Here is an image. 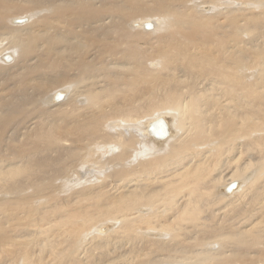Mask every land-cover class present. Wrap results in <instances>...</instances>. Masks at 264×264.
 <instances>
[{
    "label": "bare ground",
    "instance_id": "1",
    "mask_svg": "<svg viewBox=\"0 0 264 264\" xmlns=\"http://www.w3.org/2000/svg\"><path fill=\"white\" fill-rule=\"evenodd\" d=\"M142 1L143 0H48L44 3V0H29L22 4L21 0H0V41H2V44L0 43V57L4 60L5 55H10L12 63L13 60L19 61L17 64L18 68L15 69V72L20 78L19 82L21 88L23 87V89L28 91L31 89L33 92L29 101L36 97L49 103L50 106L48 107H54V105L61 104L60 102H58V104L56 102L57 100H54L55 98L58 99L57 97L59 94L56 92L65 91V103L71 107V109L66 112L67 114L69 113V118L75 119L77 116H82L87 125L88 133L85 138L87 144L84 148H94L95 143H98L96 145L99 147H101L100 144H106L101 147L104 154L107 155L112 150L117 151L115 159H122L124 161V159L128 158L127 161H130V163L144 159V157H146L144 154L152 153L151 155H154L155 152L157 153L156 158L152 160L149 159L138 165L139 171L143 170L155 174L153 177H155L156 186L151 187L146 185L147 183L142 182L143 180L139 182L138 179L141 173L137 180L133 178L125 180L126 176L124 177V175L120 173L119 179H116L114 175L115 181L112 180V176H109L111 177V182H113V185L110 182L112 189L118 195L111 198L108 205L104 206L105 208L100 207L99 210L94 209L95 213H90V203L85 204L89 206L86 208H82L81 206L80 210H82V212L74 208V211L66 217L63 216V219L62 217H58V215H56L57 213L55 214L52 210L46 215L47 212L45 213V210L36 209L31 211V207V209L23 207L22 205L17 207L14 206L13 203L16 200L17 203H19L20 200L23 201V199H26L25 191L30 189H32V191L34 190L33 192L36 193L48 191L49 193H46V195L48 194L51 196L49 200L50 198L54 200L55 197L54 194H52L50 182L53 180L55 181L56 178H60V176L64 174L62 169L57 168V165L49 161L46 163L39 162L38 166H35L33 162L26 161L25 165H22V163L12 165L14 163H10L9 160L6 164L4 162V164L1 163V160L0 193L3 194V196H0V203L3 205L0 206V208L2 211L18 210L19 208V211H22L21 209L26 208L24 211L18 213L22 215L21 219L25 220V223L19 224L16 228L22 229L24 233L30 236L20 239L9 234L10 236L8 237L5 230L0 228V247L4 248L5 245H7V247H15L19 250L18 254H20V252L26 253L30 245H32V248L38 246L40 251L37 252H44L47 258H44L43 253L42 256L41 254L37 255L35 259H33V255L31 256V254H29L31 257L29 261L26 262L29 255L13 256L12 254V256L15 257V262L18 259V264H43L44 260L45 264L48 262V264H59L61 261H65V259L62 260V257L69 249L70 255L68 262L66 261L67 264H246V262L250 260V263L254 261L257 262L256 258L258 256L255 258V254L259 255V252L263 251L264 225H260L258 221H256L257 217H260L258 213L260 211L262 214L264 213V174H262V170H264V145H260L258 142V140H261L258 139V129L262 128L260 125L261 119H259L261 113L258 112L260 110H258L259 107L257 104V102H259L257 97L259 86H257V82L253 83L254 86L250 84L246 86L248 82L246 85H243L241 83L242 81L240 82V79H238L241 74L237 66H240L243 61L242 53H239L242 50L239 49H241V45L244 44H240V38L237 37L241 34L243 28L239 27L237 25L238 23L236 24L237 26H235V35L230 39L233 44H230V47L235 49L234 51L237 54L236 57L230 59L229 62L223 60V58H227V55L226 49L222 47V41H219V46L213 47V50L218 52V54L222 53V55H226L222 57V60L219 57L217 58L216 55H213L216 58L211 56L212 54L209 53L211 47H207L209 42H205L207 37L212 34V32L207 29L209 25L218 24L219 16L222 19L229 17L232 12V10L229 9L230 3L236 1L198 0L194 5L188 6V0H151L153 5L150 4V6L133 5V3L140 4ZM242 1L247 0H238V3L241 4ZM250 1H252L250 2L251 4L254 2H261L259 0ZM200 3H202V5H200ZM114 6L117 8V13H115ZM197 6L200 7V9H198ZM255 6H258V4H255ZM44 7H46L47 10H51L52 13L54 12L50 19L43 17L41 19L33 18L32 20H27L28 22L24 24V29H22L23 25L6 26L7 16H9L10 13L17 15L24 12L39 10L41 8L43 9ZM114 15L115 17H113ZM147 15H151V17L152 15L153 17L157 16L158 18H163L165 16L166 18H164V20L175 25L166 36L158 39V44H161L158 46L156 42L155 45L157 47L150 53H148L143 46L140 48L141 44L146 42H142V39H145V34L148 33H144V31L140 32V29L145 31L154 30V22L150 21L152 24L150 29H144L143 27V24L149 20H136L131 23L133 28L130 24L129 26L127 25L129 30L135 31L132 32L134 34L130 33L131 31H126L124 24L129 18H143ZM4 18L6 19L4 20ZM14 19L15 18H12L10 21L13 25ZM1 20H4V24L1 23ZM157 20L158 19L154 21L157 22ZM228 20H232V23L237 21L235 19L233 21L230 17ZM238 21L241 22V20ZM263 21L264 20H262V22ZM162 23L166 25L163 20ZM106 25L113 27L115 32L119 31L118 37L122 40L120 46L123 48L118 47V50H116L115 47H109L104 54L107 58L109 56L110 58H108V62H103L100 60V57L103 55L99 54L101 50H99L97 46L100 41H103L102 37L107 39L110 36V31L107 29ZM88 36H90V38ZM241 36H243V34ZM87 39L89 41H86ZM249 39L247 40L250 41ZM238 43L240 45H237ZM147 44L150 45L153 43ZM12 48H15L13 51L15 52L16 58L13 54L11 55V53H8ZM117 51L118 54H121V56H118L119 62L114 57ZM251 53L253 52L251 51ZM231 55L234 56V54ZM248 56H250L249 59L254 57V59H252L257 61L255 55ZM156 57L161 58L159 59V66L170 70L169 72H171V74L168 73L163 78H160L161 80L159 79L161 81V86L159 84L160 87L155 86V88H149L150 90L139 92L134 89V94L125 99L124 103L127 109L122 106L120 107L118 104L116 105L112 99L114 97L113 94L115 92H123L125 89L122 88H133L136 82H147L146 79L148 75H146L147 72L143 66L145 63L144 61L148 60V58L154 59ZM246 60H248V58H246ZM62 61L66 62L60 67ZM221 61H223L222 65ZM171 63L176 65L169 67ZM229 63L233 64V66ZM151 65L155 66V64ZM4 66L7 67L8 65ZM231 67H234V69L232 70ZM60 68H64V72L66 73H71L68 79L67 77H62L59 79L56 78V80L49 79L46 81L45 76H43L45 73L44 71L49 70L52 72L57 69L60 70ZM115 68H117V71L114 72L113 69ZM173 69L177 70V75L172 74ZM228 69H231L235 74L228 71ZM124 70L129 72H125ZM4 71L3 67L0 65V131L5 129V126L6 129H8L6 124L9 121V116L15 111L13 100V92H15V89L13 88L9 91V83L4 80L7 75H3V73H7V71ZM49 71L46 73H49ZM61 73L60 71V74ZM55 74H58L57 71ZM203 74L205 76H203ZM232 74L237 75L234 77ZM61 76H64V74ZM258 76L262 77L264 81L263 65H261L260 72L257 68V77ZM201 78H203L202 83ZM2 79L3 81H1ZM208 81L209 84H207L209 86L207 88L201 86L199 90L197 89L200 83L205 84ZM64 82H69L67 85H70V82H72V84L69 87L64 86L63 91H54L56 89L50 91V86L59 85ZM80 83L85 84L82 86ZM153 83L156 82L153 81ZM207 89L211 94H208L209 92H207ZM156 90H160L157 92V94L160 93L159 98L144 100L148 97L146 96L144 98L145 94L148 93V95H152ZM137 92L138 94L136 95ZM24 94L25 97L21 100L22 103L28 96L27 93L24 92ZM215 95L228 96V99L233 101L235 105L238 103V106L231 112L230 107H227L226 104V106L223 105L222 109H220V105L213 106L218 104ZM259 95H262V93ZM104 97H108L109 99L108 103L105 105L102 104ZM78 101H84V103L86 101V104H78ZM261 108L264 109V106ZM54 109L56 108L54 107ZM164 109L168 111L166 114H158L154 116L155 118L153 119L149 118L151 120L146 118L143 119L144 116L149 115V113L155 110L164 111ZM207 109H210L212 113L209 114ZM51 111H53V109H51ZM79 111L81 112L79 113ZM35 114L36 113L33 115ZM47 117L49 118L48 115ZM118 117L121 118L120 121L119 119H114ZM217 117H220L221 121L228 125L227 129L221 134L212 132L211 129V123H213ZM173 118L175 119L173 120ZM107 119H114L109 125L115 127V130L113 129L115 134L113 135L116 136H113L111 140L116 143H110V137L108 138L106 136L108 130L101 134L97 131L99 134L96 135L98 125L101 127L103 122ZM170 119L173 120V123ZM34 120L35 117L32 119L29 118L25 127H30V125L35 124L36 120ZM71 120L69 119L68 121ZM146 121L148 122L146 123ZM150 124L161 129V131H163V136H153L148 131V125ZM41 127L44 130H49L50 128L46 126L45 123H43ZM177 129L178 132H176ZM27 130L29 129L27 128ZM142 133L145 136H150L155 143L144 142V138L141 136ZM263 135L259 137H263ZM67 139H65L62 144L65 145ZM255 139L257 140L255 141ZM218 141L222 144H220L221 147H224V152L227 153H229L227 149L228 144L229 147L233 146L232 144H237L234 148L237 149L236 153H238V157H235L236 159L232 158L233 165H227L223 157V161L222 158H216L217 156L214 158L211 150L217 151L220 149L215 146V143ZM261 141H264L263 138ZM225 143L226 145L224 146L223 144ZM115 145L118 149H115ZM239 145H242L244 150H241V146ZM76 146L78 148V144ZM70 148V152L76 149V147L75 149L73 147ZM162 148L166 149V153L161 151ZM84 150L88 152V150ZM114 151H112V153ZM70 152L68 153L69 156L73 154ZM172 157L177 158L172 160ZM244 159L245 162L240 165V161ZM105 160L101 161V164L99 166L97 165L98 167H96V169H103L104 166H107ZM81 161H83V159ZM207 161L209 163L220 161L218 164L222 163L224 168L221 166L218 168H222V170L227 169L226 173L228 177L222 179L221 175L215 176L210 174L207 170L208 166H206L207 168L204 166V164H207ZM189 162H191L190 165L193 170L189 169ZM134 166H136V164H134ZM156 166H158V169H156ZM215 166L217 168V165L214 164L213 169ZM134 169L133 171L135 172L137 167ZM133 175L134 174H132V176ZM104 177L105 176H102V178ZM79 180L80 179L74 181L67 180L68 182L60 181L59 188H57L58 190H63L65 189L63 186L67 183L70 190ZM72 182H74V184H71ZM83 183H85V181ZM103 183L107 185L106 182ZM78 185L79 184H77V186ZM91 187L92 186L86 185L84 189L81 190L83 194L81 193L80 195H83L82 197L86 198V200L94 201V198L98 199L102 192L105 191L100 189L95 192H90ZM184 187H190V193H188V195L181 194L178 197L179 190ZM66 188H68V186ZM92 189H94V187ZM2 191L6 192L3 193ZM248 193H251V197L256 196V202L250 201L249 199L248 203L249 201L253 203L252 208H249L246 212H241V207H235L237 204H240L239 202L241 199L247 196ZM5 196L15 198L5 199ZM46 197L48 196H43L42 198ZM63 198H65V196ZM71 198L72 197L69 199ZM76 199L78 198L76 197ZM76 199L74 198V201ZM93 204L92 206L98 207ZM56 205L59 206L57 203ZM65 205L68 206L67 204ZM62 208L61 206L59 209ZM77 208H80V205ZM209 208L212 209L207 211ZM230 210H232V213ZM70 211H72V209ZM145 211L146 213H144ZM39 212L43 213L40 214ZM200 213L207 214V217H203L205 220L197 222L196 225H204L209 217H219L221 220L216 219L215 221L216 226L213 227L215 233L210 231L201 236L192 237V235L188 233L190 230L188 225L180 223L179 218L183 215L197 218ZM18 214L16 211L11 212V214L8 213V215L13 216H18ZM221 215L222 217H220ZM45 218H48L50 223L46 222ZM105 220H113L117 222V225L110 224L109 228V225L102 224ZM5 221V217L0 216V226H2ZM190 227L192 228L193 225L191 226L190 224ZM105 228L109 229L104 232L102 229ZM84 230L93 234L87 237L88 233H84ZM143 231L159 238L147 239ZM116 232H120L121 235L115 240H110V236ZM86 237L88 240L85 243L84 240H86ZM2 250L5 249H1V252ZM33 250H35V248ZM91 251L94 252L93 255ZM4 252H6V250ZM2 255L7 256L6 253ZM8 255L11 254L9 253ZM12 260L14 259L12 258ZM1 263H3V260ZM7 263L5 262V264Z\"/></svg>",
    "mask_w": 264,
    "mask_h": 264
},
{
    "label": "rangeland",
    "instance_id": "2",
    "mask_svg": "<svg viewBox=\"0 0 264 264\" xmlns=\"http://www.w3.org/2000/svg\"><path fill=\"white\" fill-rule=\"evenodd\" d=\"M27 1H29V0H21V3L22 4H24L25 2H27ZM48 0H44V3H46ZM193 1V2H192ZM198 0H188V2H187V5L189 6V5H194L195 4V2H197ZM236 2H234V3H230L231 5L229 6V9H231L232 10V12H231V15L229 16L230 17V19H233V21H234V19L235 20H237V21H234L233 23H232V20H228L229 19V17H225V18H220V16H219V20H218V24H210L209 25V28H207L208 29V31H210V32H212V36L211 35H209L208 37H207V39H206V43H208L209 42V44H207V47L208 48H210L211 50H209L210 52L209 53H211L210 55L211 56H213V55H216V57L218 58H220L221 60H222V57H224V56H226L227 55V58H223V60L225 61H228L229 62V60L230 59H233L234 57H236V52L234 51L235 49H233V48H231L230 47V44L232 45L233 44V42L230 40L231 38H232V36L233 35H235L234 33H235V26H239V27H242L243 28V30H242V32H241V34L237 37V38H240L239 40V43L241 44H244V45H241V49H239V50H242V51H240L239 53L241 54L242 53V59H243V61L241 62V64H240V66H237V68L239 67V70H240V74H241V76H240V78L238 77V79H240L239 81L244 85H246V83H247V85L246 86H249V84L250 85H252V86H254L253 85V83H256L257 82V86H259V90H258V95H257V97H258V101L259 102H257V104H258V107H259V109L258 110H260V111H258L259 113H261L260 115L261 116H259V119H261L259 122H260V125H261V127L262 128H260V129H258V133H259V135H258V139H261L262 140V138H263V140H264V109L263 108H261V107H263L264 106V99H261V98H264V95H263V93H264V81L262 80V77H257V68L259 69V72H260V69H261V65H263L264 66V21L262 22V20H264V0H259V1H261V2H254L255 4H258V6H255V4L254 3H250V2H252V1H250V0H247V1H242L241 2V4H239L238 3V0H235ZM246 2V3H245ZM247 3H248V5H247ZM150 4L151 5H153V2L151 1V0H143L142 1V3H140V4H136V3H133V5H142V6H150ZM250 4V5H249ZM254 4V5H253ZM200 5H202V3H200ZM241 6V7H239V6ZM261 5V6H260ZM234 6V7H233ZM251 6H252V8H251ZM209 7H212V6H209ZM250 7V8H249ZM256 7V8H255ZM114 8V10H115V13H117L118 11H117V8H116V6H114L113 7ZM197 8L198 9H200V7H198L197 6ZM249 10H248V9ZM245 9V10H244ZM247 9V10H246ZM234 10V11H233ZM242 10V11H241ZM254 10H255V12H254ZM251 11H253V12H251ZM259 11V12H258ZM54 13V12H53ZM53 13H52V11L51 10H47L46 9V7H44L43 9L41 8V9H39V10H34V11H31V12H24V13H22V14H17V15H14V14H9V16H7V24H6V26L7 27H9L8 25H11V26H21V25H23V27H22V29H24L25 28V25L24 24H26V22H28L30 19L32 20L33 18H43V17H46V18H48V19H50L51 18V16L53 15ZM254 13V14H253ZM244 14H245V16H244ZM249 16H248V15ZM258 14V15H257ZM11 15V16H10ZM233 15V16H232ZM26 18V21L25 22H23V23H14V25L13 24H11V19L12 18ZM113 17H115V15L113 16ZM112 17V18H113ZM160 17V16H159ZM236 17V18H235ZM112 18H110V19H112ZM164 18H166L165 16L162 18V17H160V18H158L157 16H154L153 17V15H152V17H151V15L149 16V15H147V16H144L143 18H140V17H132V18H129L124 24H125V29H126V31H131L130 33H132V32H135V31H133V30H129L128 28H127V25L129 26V24H130V26L132 27V25H131V23H133V22H135L136 20L137 21H145V20H149V21H151V22H154V30H149V31H145V30H143V29H140L141 31L140 32H143L144 31V33L145 32H148L147 34H145L146 36H145V39L143 38L142 39V42H144V41H146L144 44L142 43L141 44V46H140V48L143 46V48H145L146 50H147V52L148 53H150V52H152L153 51V49H155L157 46V44H158V39L159 38H161V37H164V36H166L169 32H170V30L175 26V25H173L172 23H170L169 21H167V20H164ZM240 18V19H239ZM244 20H243V19ZM250 18V19H249ZM6 18H4V20H5ZM110 19H106V20H110ZM156 19H158L157 20V22H155L154 20H156ZM159 19H161V20H159ZM4 20H1V23H3L4 24ZM28 20V21H27ZM162 20L164 21V23L166 24V25H164L163 23H162ZM238 20H241V22L240 21H238ZM9 22V23H8ZM213 22H215V21H213ZM236 22V23H235ZM238 23V24H237ZM220 24V25H219ZM237 24V25H236ZM62 25V24H61ZM234 25V26H233ZM214 26V27H213ZM246 26H248V27H246ZM256 26H257V28H256ZM106 27H107V29L110 31L109 33H110V36L107 38V39H105V38H103L102 37V40L103 41H100L99 43H98V49L99 50H101V53H99L100 55H103V56H101L100 57V60L101 61H105V62H108V58H110V56L107 58V56H105V52H107L106 50L109 48V47H115V49L116 50H118V47H120V48H123L122 46H120V44H122V40L118 37L119 35V31H117V32H115L114 31V28L113 27H110L109 25H106ZM170 27V28H169ZM259 27V28H258ZM263 27V28H262ZM133 28V27H132ZM157 28V29H156ZM211 28H213V29H211ZM227 28V29H226ZM248 28H249V30H248ZM251 28V29H250ZM164 29V30H163ZM166 29V30H165ZM169 30V31H168ZM228 30V31H227ZM230 30V31H229ZM263 30V31H262ZM249 31V32H248ZM165 32V33H164ZM246 33V34H245ZM251 33V34H250ZM132 34H134V33H132ZM226 34V35H225ZM243 34V36H241ZM249 34V35H248ZM246 35V36H245ZM251 35V36H250ZM260 35V36H259ZM135 36V35H134ZM89 38H90V36H88ZM136 37V36H135ZM218 37H219V39H218ZM224 37V38H223ZM243 37V38H242ZM245 37V38H244ZM152 38V39H151ZM250 38V39H249ZM258 38V39H257ZM221 39V40H220ZM245 39V40H244ZM247 39H249L250 41H248ZM253 39V40H252ZM148 40H149V42H148ZM213 40V41H212ZM256 40V41H255ZM86 41H89L88 39L86 40ZM118 41H119V43H118ZM219 41H222L221 42V44L223 45L222 47L224 48V49H226V55H222V53H220V54H218V52H216V51H214L213 50V47H216V46H219ZM228 43H227V42ZM141 42V41H140ZM157 42V43H156ZM0 43L2 44V41H0ZM105 43V44H104ZM147 43H153V44H150V45H152V46H150V45H148ZM155 43H156V45H155ZM237 44V45H240V44ZM145 44H147V45H145ZM161 43H159L158 44V46L160 45ZM255 44H258V45H255ZM144 46H147V47H144ZM155 46V47H154ZM226 46V47H225ZM152 48V49H151ZM254 48V49H253ZM15 49V48H14ZM13 48H12V50H9L8 51V53H11V55L13 54V56H15V58H16V55H15V52L13 51L14 50ZM102 49H103V51H102ZM250 49H253V50H250ZM255 49H256V51H255ZM151 50V51H150ZM244 50V51H243ZM212 51V52H211ZM214 51V52H213ZM230 51V52H229ZM251 51L253 52V53H251ZM121 52H123V51H121ZM221 52H223V51H221ZM6 53V52H5ZM115 53V52H114ZM113 53V54H114ZM230 53V54H229ZM255 53V54H254ZM113 54H112V56H113ZM231 54H234V56L233 55H231ZM231 55V56H230ZM248 55H255L256 56V58H257V61H254L253 59H254V57H251L250 59H249V57L250 56H248ZM10 56V55H9ZM111 56V57H112ZM118 56H121V54H118V51H117V54H116V56H114L115 58H116V60L119 62V60H118ZM229 56V57H228ZM148 57V56H147ZM214 58H216L215 56H213ZM120 58V57H119ZM157 58V59H156ZM156 58H154V59H152V58H148V60H145L144 62V64H143V66H144V69H146V72H147V74L146 75H148L147 77V79H146V81L147 82H142V83H139V82H136L134 85L135 86H133V88H122V89H125L123 92H115L114 94H113V102L117 105H119L120 107L122 106V107H124V108H126L127 109V107H126V105H125V99H127V97L129 98L130 96H132L133 94H134V92L135 91H147L149 88H151V87H154L155 88V86L156 87H160L161 86V79L160 78H163L166 74H171V72H169L170 70H167V69H165V68H162V67H160L159 66V63H160V60L159 59H161V58H159V57H156ZM245 58V59H244ZM246 58H248V60H246ZM253 58V59H252ZM11 60L12 59H10V61H5V60H2L1 59V57H0V65L3 67V71H4V68H5V71H7V73L5 72V73H3V75H7V77H5L4 78V80L5 81H7L8 83H9V91L11 90V89H15V92H13L14 93V98H13V100H14V108H15V111L12 113V114H10L11 116H9V125H8V122H7V128L8 129H6V126H5V129H3L2 131H0V133H1V135H0V161H1V163H7V162H9L10 161V163H14V164H12V165H18V164H21L22 163V165H25L26 164V161L27 162H33V164L35 165V166H38V163L39 162H50V163H52V164H54V165H57L56 167L57 168H60V169H62V171H63V173L64 174H62V176H60V178H56V180L54 181H51L50 183H51V187H52V194H54V200H52V198H50V200H49V197H51V196H49L48 194L46 195V193H49L48 191H42V192H40V193H36V192H33L32 191V189H30V190H26L25 191V196H26V199H23V201H25V202H23L22 200H20V202L19 203H17V200L15 201V202H13L14 203V206H19V205H22L23 207H28L29 209H31V211H33V210H36V209H41V210H45V213H46V215L48 214V212L49 211H54V213L56 214V215H58V217H62V219L64 218V217H66V216H68V214H70V213H72L73 211H74V208H75V210H80L81 209V206H82V208H86L87 206H89L90 205V207H89V209H91V211H90V213H95V211H94V209H98L99 210V208L100 207H102V208H105L104 206H107L108 205V202H109V200L111 199V198H113L115 195H118V194H116L115 193V191H113V189H112V185H113V182H111L112 180H114L115 179V177H116V179H119L120 178V174H122V175H124V177L126 176H128L127 178L125 177V180H128V179H131V178H133V179H136L137 180V178H139V174H140V178L138 179L139 180V182H141L142 180V182H144V183H147L146 185H149V186H156V184H155V177H153L155 174L154 173H152V172H147V171H143V170H141V171H139L138 170V165L140 164V163H143V162H146L147 160H152V159H154V158H156V156H157V153L155 152V156L154 155H151L152 153H149V154H144V156H146V157H144V159H142V160H139V161H137V162H134V163H130V161H127L128 160V158L127 159H124V161L122 160V159H115V155H116V153H117V151H114V150H112V151H114L113 153H112V151H110V153L109 154H104V151L101 149V147H103V146H105L106 144H100V146L101 147H99V146H97L96 144H98V143H95L94 145V148H84L85 147V145L87 144V142H85V138L87 137V125L85 124V122H84V118H82V116H80V117H75V119H72V118H69L70 117V115H68L66 112H67V110L69 111L70 109H71V107L70 106H68V104H66L65 102H66V99H65V96H66V93H64V92H56L57 94H61V97H59V99H54L57 103L58 102H60L61 104H59V105H54V107L56 108V109H54V107H48V106H50V104L49 103H46L44 100L42 101V99H38V98H33V100H31V101H29V99L32 97V91H31V89H29V91L28 90H25V89H23V87L21 88V86H20V82H19V80H20V78L18 77V75L16 74V72H15V69L16 68H18V66H17V64H18V62L17 61H14L13 60V63L11 62ZM17 60H18V58H17ZM63 60V59H62ZM154 60V61H153ZM5 62H10V63H5ZM64 62H66V61H62L61 62V64H60V67L62 66V64H65ZM222 62L223 61H221V65H222ZM243 62H244V64H243ZM246 62V63H245ZM249 62V63H248ZM251 62V63H250ZM259 62V63H258ZM4 63V64H3ZM3 64V65H2ZM151 64H155V66L154 65H151ZM231 66H233V64H231V63H229ZM250 64H251V67H250ZM257 64H259V65H257ZM4 65H8L9 66V70H8V66L7 67H5ZM173 65H176V64H170V66L169 67H171V66H173ZM248 65V66H247ZM152 66H154V67H152ZM148 69H147V68ZM7 68V69H6ZM151 69V70H150ZM231 69L233 70L234 69V67H231ZM231 69H228V71H230V72H232L231 71ZM13 70V71H12ZM59 69H57V70H54V71H49V73H46V72H48V71H44L45 73L44 74H46V75H44L43 74V76H45V78H46V81L47 80H49V79H53V80H56V78L57 79H59V78H62V77H67V79L70 77V75H71V73H66V72H64V68H60V70L58 71ZM127 70H129V69H127ZM127 70H124L125 72H129V71H127ZM164 70H166V71H163ZM10 71V72H9ZM56 71H57V73L58 74H55L56 73ZM60 71L62 72L61 74H60ZM113 71L115 72V71H117V68H115V69H113ZM158 71V72H157ZM9 72V73H8ZM157 72V73H156ZM161 72V73H160ZM166 72V73H165ZM43 73V72H42ZM155 73H156V75H155ZM163 73H164V75H163ZM233 74H235V72H232ZM16 74V75H15ZM51 74V75H50ZM64 74V76H61V75H63ZM66 74V75H65ZM68 74V75H67ZM150 74V75H149ZM161 74V75H160ZM172 74H174V75H177V70L176 69H173V71H172ZM232 74V76H236V75H233ZM53 75H56V76H53ZM102 75V74H101ZM159 76V77H158ZM203 76H205L204 74H203ZM77 77V76H76ZM158 77V78H157ZM77 78H79V77H77ZM160 79V80H159ZM244 80V81H243ZM1 81H3V79L1 80ZM153 81L154 82H156V83H153ZM159 83H158V82ZM202 81H203V78H201V83H202ZM244 82V83H243ZM65 83V84H64ZM64 83H62V84H59V85H52V86H50L49 88H50V91H52V90H54V89H56V90H54V91H58V90H62L63 91V87L64 86H66V87H69L71 84H72V82H70V85H67V84H69V82H64ZM146 83H147V85H146ZM157 83H158V85H157ZM199 84V86H198V90H199V87H201V86H203V87H205V88H207L209 85V81L208 82H206L205 84ZM208 83V84H207ZM85 83H80V85H84ZM155 84V85H154ZM159 84H160V86H159ZM101 85H102V83H101ZM137 85V86H136ZM204 85H206V86H204ZM56 86V87H55ZM143 86V87H142ZM52 87V88H51ZM55 87V88H54ZM60 87V88H59ZM99 87V86H98ZM142 87V88H141ZM134 89H135V91H134ZM196 89V90H197ZM150 90V89H149ZM160 90H156L155 91V93H153L152 95H148V93L147 94H145V96H144V98L146 97V96H148L146 99H144V100H150V99H157V98H159V96H160V93H158L157 94V92H159ZM24 92L25 93H27V98L26 99H24V101H23V103H22V99L25 97L24 95ZM36 92H38V91H36ZM138 92L136 93V95L138 94ZM207 92H209L208 94H211V92L207 89ZM29 93V94H28ZM262 93V95H259V94H261ZM117 94V95H116ZM17 95V96H16ZM67 95H68V93H67ZM154 95V96H153ZM263 96V97H262ZM117 97V98H116ZM120 97V98H119ZM215 97H217V99H216V102L218 101V104H215V105H213V106H216V105H220V109H222L223 108V105H227V107L229 106L230 107V112L231 111H233V109H235V107H237L238 106V103L235 105V104H233L234 102L233 101H231L230 99H228V96H216L215 95ZM220 97H221V100H220ZM67 98V97H66ZM223 98V99H222ZM115 99V100H114ZM228 100V101H226V100ZM16 100V101H15ZM26 100H27V102H26ZM103 102H102V104L103 105H105V104H107L108 103V97H104L103 98ZM62 101V102H61ZM225 101V102H224ZM27 104H26V103ZM29 102V103H28ZM45 102V103H44ZM220 102H221V104H220ZM22 103V104H21ZM37 103V104H36ZM57 103H55V104H57ZM77 103V102H76ZM84 103V101H78V104H83ZM24 104V105H23ZM86 104V101H85V103L83 104V105H85ZM229 104V105H228ZM70 105V104H69ZM225 105V106H226ZM261 105H263V106H261ZM16 106V107H15ZM66 106V107H65ZM261 106V107H260ZM39 107H41V108H39ZM16 108H18V109H16ZM39 108V109H38ZM47 108V109H46ZM50 108V109H49ZM61 108V109H60ZM66 108V109H65ZM224 108H226V107H224ZM240 108V107H239ZM51 109H53V111H51ZM39 110V111H38ZM65 110V111H64ZM50 111H51V113H50ZM24 112V113H23ZM36 113L35 115H33L34 113ZM81 111H79V113H80ZM166 112H168L166 109H164V111H153V112H151V113H149V115H146V116H144L143 117V119H149V118H151V119H153V118H155L154 116H156V115H158V114H162V113H165L166 114ZM207 112H209V114L210 113H212V111H210V109H207ZM230 112H228V113H230ZM228 113H225V114H228ZM23 114V115H22ZM46 114V115H45ZM50 114H51V116H50ZM74 114V113H73ZM263 114V115H262ZM15 115V116H14ZM21 115H22V117H21ZM47 115L49 116V118L47 117ZM24 116V117H23ZM28 116V117H27ZM64 116H65V119H64ZM18 117V118H17ZM35 117V120H36V122H35V124H32V125H30V127L28 126V127H25L26 125H27V121L29 120V118L30 119H32V118H34ZM16 118H17V120H16ZM43 118H46V119H43ZM12 119V120H11ZM28 119V120H27ZM41 119V120H40ZM71 120V121H68V120ZM114 119H119V121L121 120V118L120 117H118V118H114ZM114 119H107L106 121H104L103 122V124H102V126L100 127L99 125H98V129L96 130V135H98L99 133L101 134V133H104V132H106L107 130V137L109 138V141H110V143H116V142H113V140H111V138L113 137V136H116V135H113V134H115L114 133V128L115 127H113V125L111 126V125H109L110 123H112L113 122V120ZM151 119H149V120H151ZM175 118H173V120H174ZM34 120V121H35ZM123 120V119H122ZM139 120V119H138ZM171 120V119H170ZM173 120H171L172 121V123H173ZM10 121H11V124H10ZM19 121V122H18ZM32 122V121H31ZM148 121H146V123H147ZM43 123H45V125L46 126H48V127H50L49 128V130L48 129H46V130H44L42 127H41V125L43 124ZM19 124V125H18ZM210 124V123H209ZM263 125V126H262ZM39 126V127H38ZM227 124H224L222 121H221V118L220 117H217L216 119H215V121L213 122V123H211V129H212V132H216V133H218V134H221V133H223L226 129H227ZM76 127V128H75ZM14 128V129H13ZM27 128L29 129V130H27ZM37 128V129H36ZM73 128H75V129H73ZM13 129V130H12ZM114 129V130H113ZM48 130V131H47ZM53 130V131H52ZM69 130H70V132H69ZM112 130V131H111ZM10 131H11V133H10ZM67 131H68V133H67ZM99 133H98V132ZM13 132V133H12ZM15 132V133H14ZM38 132H39V134H38ZM50 134H49V133ZM116 132V131H115ZM176 132H178V129L176 130ZM22 133H24V134H22ZM20 134V135H19ZM35 134V135H34ZM263 135V137H259V136H262ZM35 136V137H34ZM141 136H142V138H144L143 140H144V142L146 141V143L147 142H153V143H155V141H153L152 139H151V137L150 136H145L143 133L141 134ZM14 137V138H13ZM31 137H33V138H31ZM38 137V138H37ZM52 137V138H51ZM69 137V138H68ZM146 137V138H145ZM68 138V139H67ZM169 138V137H168ZM65 139H67L66 141H65V145L64 144H62L63 143V141L65 140ZM218 139H220V138H218ZM58 140V141H57ZM166 140V139H165ZM257 139H255V141H256ZM261 140H258V142L260 143V145H264V141L262 142ZM13 143V144H12ZM27 143V144H26ZM56 143V144H55ZM74 143H77L78 144V148H80V149H78L77 148V144H74ZM263 143V144H262ZM216 145V147H218V148H220L219 150H211V153L214 155V158L216 157V158H219V159H221L222 157L224 158V162L227 164V165H233L232 163V161H233V159L236 157H238V153H236V150L237 149H235L234 147H236L237 146V144H232L233 146H231V147H229V144H228V151H229V153H227V152H224L225 151V149H224V147H221V143L218 141V142H216L215 143ZM219 146H218V145ZM221 144V145H220ZM13 145H15V146H13ZM17 145V146H16ZM32 145V146H31ZM224 146L226 145V143L225 144H223ZM53 146V147H52ZM116 146V145H115ZM239 146H241V150H244V147L242 146V145H239ZM28 147V148H27ZM49 147V148H48ZM70 147H73L74 149H75V147H76V149L74 150V151H71L70 152V150H71V148ZM95 147H97V148H95ZM132 147V146H131ZM118 149V147L116 146L115 147V149ZM235 150H234V149ZM35 149V150H34ZM42 149V150H41ZM67 149V150H66ZM82 149V150H81ZM84 149H86V150H88V152H85V150ZM11 150V151H10ZM28 152H27V151ZM65 150H66V152H65ZM79 150V151H78ZM100 150V151H99ZM160 150V149H159ZM158 150V151H159ZM223 150V151H222ZM31 151V152H30ZM68 151V152H67ZM83 151V152H82ZM99 151V152H98ZM161 151H163L164 153H166L165 151H166V149L165 148H162L161 149ZM231 151V152H230ZM233 151V152H232ZM34 152V153H33ZM43 152V153H42ZM73 153L71 156H69L68 155V153ZM152 152H154V151H152ZM214 152V153H213ZM223 153V154H222ZM225 153V154H224ZM231 153V154H230ZM41 154V155H40ZM59 154V155H58ZM83 154V155H82ZM111 154V155H110ZM228 156H227V155ZM4 155V156H3ZM148 155V156H147ZM150 155V156H149ZM227 157H226V156ZM231 155V156H230ZM17 156V157H16ZM75 156V157H74ZM92 156V157H91ZM97 156H98V158H97ZM102 156V157H101ZM112 156V157H111ZM152 156V157H151ZM234 156V157H233ZM74 157V158H73ZM109 159H108V158ZM231 157V158H230ZM80 158V159H79ZM148 158V159H147ZM177 158V157H176ZM176 158H174V157H172V160L173 159H176ZM223 158H222V161H223ZM226 158V159H225ZM227 158H228V160H227ZM233 158V159H232ZM235 158V159H236ZM83 159V161H81ZM106 159V160H105ZM9 160V161H8ZM29 160V161H28ZM42 160H45V161H42ZM75 160V161H74ZM106 161V163H107V166H104V167H106V168H104L103 167V169L101 168V169H96V167H98L100 164H101V161ZM114 162H113V161ZM169 160H171V159H169ZM55 161V162H54ZM86 161H88V162H86ZM96 161V162H95ZM98 161H99V163H98ZM125 161H127V162H125ZM77 162V163H76ZM111 162V163H110ZM218 162H220V161H218ZM218 162H211V163H209L208 161H207V164L205 165L204 164V166L206 167V166H208V168H207V170H208V172L210 173V174H213V175H215V176H220L221 175V177H222V179L223 178H226V177H228V174L226 173V170L224 169V170H222V168H224V166H222V163H220V164H218ZM227 162H229V163H227ZM245 162V159L244 160H241L240 161V165L242 164V163H244ZM3 163V164H4ZM110 163V164H109ZM119 163V164H118ZM121 163V164H120ZM123 163V164H122ZM130 163V164H129ZM138 163V164H137ZM206 163V162H205ZM32 164V165H33ZM134 164H136V166H134ZM191 164V162H189L188 163V165H190ZM210 164V165H209ZM214 164L215 165H217V168H216V166L214 167V169H213V166H214ZM98 165V166H97ZM123 166V167H122ZM211 166H212V168H211ZM219 166H221L222 168L221 169H219L218 167ZM26 167V166H25ZM24 167V168H25ZM128 167H129V169H128ZM135 167H137V169H136V175H135V172L133 171V170H135L134 168ZM120 168V169H119ZM125 168H127V169H125ZM155 169V168H154ZM156 169H158V166H156ZM189 169H192L191 168V165L189 166ZM211 169V170H210ZM213 169V170H212ZM124 170V171H123ZM127 170V171H126ZM193 170V169H192ZM62 171H60V172H62ZM88 171V172H87ZM126 171V172H125ZM181 171V170H180ZM111 172V173H110ZM131 172V173H130ZM134 172V173H133ZM192 172V171H191ZM217 172V173H216ZM109 173H110V175H109ZM120 173V174H119ZM127 173H129V174H127ZM80 174H82V175H80ZM84 174H90V175H84ZM127 174V175H126ZM132 174H134L133 176H132ZM217 174V175H216ZM262 174H264V170H262ZM68 175V176H67ZM72 175V176H71ZM114 175H115V177H114ZM117 175V176H116ZM151 175V176H150ZM69 176H70V178H69ZM85 176V177H84ZM102 176H105L104 178H102ZM109 176H112V180L110 179L111 177H109ZM132 176V177H131ZM134 176H136V177H134ZM141 176H142V179H141ZM74 177V178H73ZM109 177V178H108ZM151 177H152V179H151ZM68 178V179H67ZM82 178H84V179H82ZM100 178H102L101 180H98V179H100ZM77 180V179H80L79 181H80V183H79V181H77V183L76 184H74V182H72L71 184H74V186H72L71 187V189L69 190V185H67V183H65V185L63 186V188H65V189H59L58 190V188H59V185H60V181L61 182H63V181H67V180H71V181H74V180ZM89 179V180H88ZM106 179V180H105ZM110 179V180H109ZM115 179V180H116ZM105 180V181H104ZM114 180V181H115ZM29 181V180H28ZM85 181V183H83ZM87 181V182H86ZM108 181V182H107ZM135 181V180H134ZM146 181V182H145ZM53 182V183H52ZM56 182V183H55ZM68 182V181H67ZM103 182H106L107 183V185L105 184V183H103ZM112 183V185H111V183ZM133 182V181H132ZM151 182V183H150ZM50 183H49V185H50ZM98 183V184H97ZM148 183H150V184H148ZM54 184V185H53ZM62 184H64V183H62ZM61 184V185H62ZM69 184V183H68ZM77 184H79L78 186H77ZM56 185V186H55ZM68 186V188H66L67 186ZM92 186L91 187V191L90 192H95V191H97V190H105V191H103L102 192V194L100 195V197L97 199H93L94 201H92V200H86V198H84V197H82L83 195H80L81 193L83 194V191H81L82 189H84V187L85 186ZM94 185H96V186H94ZM222 185V184H221ZM47 186V185H46ZM110 186V187H109ZM58 187V188H57ZM79 187H81V188H79ZM94 187V189H92ZM134 187V186H133ZM194 187V186H193ZM55 188V189H54ZM75 188V189H74ZM97 188V189H96ZM80 189V190H79ZM96 189V190H95ZM107 189V190H106ZM110 189H111V191H110ZM69 190V191H68ZM78 190H79V193H78ZM190 190H191V188L190 187H184V188H181L180 190H179V194H178V197H179V195H181V194H185V195H188V193H190ZM57 191H58V193H57ZM63 191V192H62ZM81 191V192H80ZM3 192V191H2ZM6 192V191H5ZM5 192H3V193H5ZM8 192V191H7ZM60 192V193H59ZM56 193V194H55ZM114 193V194H113ZM31 194H33V195H31ZM250 194L251 193H248V195L247 196H245L244 198H242L241 199V201L239 202L240 204H237L236 205V207L235 208H240V210H241V212H246V210H248L249 208H252V206H253V203H250V201H254V202H256V200H255V198H256V196H250ZM31 195V196H30ZM68 197H67V196ZM0 196L2 197L3 196V194H1L0 193ZM43 196H48V197H46V198H42ZM60 196H61V198H60ZM65 196V198H66V200H65V198H63ZM40 197V198H39ZM58 197V198H57ZM70 197H72L71 199H69ZM76 197L78 198V199H76ZM231 197V196H230ZM11 198H15V197H7V196H5V199H11ZM48 198V199H47ZM61 200H60V199ZM68 198V199H67ZM74 198L76 199L75 201H74ZM84 200H83V199ZM247 198V199H246ZM12 199V200H13ZM22 199V198H21ZM39 199V200H38ZM40 199H41V201H40ZM246 199V200H245ZM250 199V201H249V203H248V200ZM46 200H48V201H46ZM72 200V201H71ZM98 200V201H97ZM242 200H243V202H242ZM44 201V202H43ZM69 203H68V202ZM88 201V202H87ZM246 201V202H245ZM41 203V204H40ZM53 203H54V205H53ZM56 203L59 205V206H57L56 205ZM72 203H73V205H72ZM78 203H80V204H77ZM84 203V204H83ZM90 203V204H89ZM94 203V204H93ZM97 203V204H96ZM16 204V205H15ZM18 204V205H17ZM26 204V205H25ZM34 204H35V206H34ZM42 204H45V205H42ZM65 204H67L68 206H66ZM85 204H89V205H85ZM92 204L93 205H97L98 207H94V206H92ZM250 204H252V205H250ZM3 204H1L0 203V206H2ZM31 205V206H30ZM48 205V206H47ZM70 205V206H69ZM79 205H80V208H77V207H79ZM83 205H84V207H83ZM244 205V206H243ZM250 205V206H249ZM43 206V207H42ZM50 206V207H49ZM57 206V207H56ZM63 207L62 209H59L60 207ZM31 207V208H30ZM37 207V208H36ZM42 207V208H41ZM55 207V208H54ZM59 207V208H58ZM48 208V209H47ZM58 208V209H57ZM26 208H23V209H21L22 211H24ZM65 209V210H64ZM72 209V211H70ZM212 208H209L207 211H210ZM20 210V208L18 209V210H12V211H9V210H6V211H2L1 210V208H0V216H3V217H5V219H6V221H5V223L2 225V226H0V228L1 229H3V230H5V232H6V234L8 235V237L10 236L9 234H12V235H14V236H16V237H18V238H20V239H22V238H25V237H29L30 235L29 234H27V233H24V231H22V229H17L16 227H18L19 226V224H24L25 223V220H23V219H21V217H22V215L21 214H18V213H20V212H22V211H19ZM59 212H57V211ZM68 210V211H67ZM17 212V214H18V216H13V215H8V213L9 214H11V212ZM81 212H82V210H80ZM5 212V213H4ZM68 212V213H67ZM230 212L232 213V210H230ZM40 214H42L43 212H39ZM144 213H146V211L144 212ZM262 215V216H261ZM64 216V217H63ZM258 216H260L259 218L257 217V219H256V221H258V223L260 224V225H264V213L262 214L261 213V211L258 213ZM43 217H45V216H43ZM42 217V218H43ZM203 217H207V214H199V216H197V218H195L194 216H182L181 218H179V220H180V223H183L184 225H188V227H189V231H188V233L189 234H191L192 235V237L193 236H201V235H203V234H205V233H209L210 231L211 232H213V233H215V230L213 229V227L214 226H216V224H215V221H216V219H218V220H221L219 217H209L206 221H205V224L204 225H196L197 224V222H199V221H202V220H205V218H203ZM220 217H222V215L220 216ZM74 220V219H73ZM45 221L46 222H48V223H50V220L48 219V218H45ZM218 222V221H217ZM102 224H104V225H109V228H110V224H114V225H117V222H115V221H113V220H105V221H103L102 222ZM190 224H191V226L193 225V227L191 228L190 227ZM206 227V228H205ZM108 228V229H109ZM107 228H105V229H102L104 232L106 231V230H108ZM213 229V230H212ZM21 230V231H20ZM84 233H88V236L87 237H89V236H91L93 233H90L89 231H87V230H84ZM143 233H145V237L147 238V239H149V238H155V237H157V236H154L153 234H147L146 232H144L143 231ZM121 235V233L120 232H116V233H113L111 236H110V240H115L116 238H118L119 236ZM85 238L86 240H84V242L86 243V241L88 240V238ZM157 238H159V237H157ZM161 238V237H160ZM27 241V240H26ZM109 241V240H108ZM15 243H17V242H15ZM110 243V242H109ZM8 244H10V243H8ZM111 244V243H110ZM11 245V244H10ZM94 245V244H93ZM32 245H30V248H29V250L26 252V253H23V252H20V254H18V249H16L15 247H10V246H8V247H10V248H8L7 247V245H5V247L4 248H1L0 247V264H5V262L7 263V261H8V263L7 264H18L17 263V260H16V262H15V257H13V256H16V255H21V256H25L26 254L27 255H29V254H31V256L33 255V259H35V257L37 256V255H39V254H41V256L44 254V252H41V253H39V252H37V251H40L39 250V247L38 246H34L33 248L31 247ZM64 246H65V244H64ZM92 247V246H91ZM35 248V250H33ZM37 248V249H36ZM1 249H5L6 250V252H4L5 250H2V252H1ZM9 249V250H8ZM13 250H14V253L15 252H17V253H13ZM16 250V251H15ZM30 251V252H29ZM261 252V251H260ZM259 252V255H256L255 254V258H256V260H257V262H252V263H250V261H247L246 262V264H264V239H263V251L260 253ZM6 253V255L7 256H3L2 254H5ZM11 254V255H8V254ZM43 253V254H42ZM69 253V254H68ZM72 253H73V251H72ZM71 253V254H72ZM93 253L94 252H92L91 251V254L93 255ZM12 254H13V256H12ZM25 254V255H24ZM26 255V256H27ZM69 255H70V249L69 250H67L66 251V253L63 255V257H62V260L63 259H65V261L63 260V261H61L59 264H67V262H68V260H69ZM9 256V257H8ZM10 256H11V258H10ZM30 255H29V258H27V260H26V262L27 261H29V259H30V257H31ZM66 256H67V258H66ZM1 257H3V258H1ZM6 258V259H5ZM7 258H9V259H7ZM12 258L14 259V260H12ZM44 258H46V255L44 254ZM47 259V258H46ZM67 259V260H66ZM2 260H3V263H1L2 262ZM32 260V259H31ZM67 261V262H66ZM32 262V261H31ZM42 262V261H41ZM51 262V261H50ZM43 263V262H42ZM49 263V262H48ZM47 263V264H48ZM39 264V263H38ZM43 264H45V260H44V263ZM69 264V263H68Z\"/></svg>",
    "mask_w": 264,
    "mask_h": 264
},
{
    "label": "water",
    "instance_id": "3",
    "mask_svg": "<svg viewBox=\"0 0 264 264\" xmlns=\"http://www.w3.org/2000/svg\"><path fill=\"white\" fill-rule=\"evenodd\" d=\"M25 21H26L25 17L24 18H15L13 20V23H23ZM143 27H144V29H150L152 27V24L150 21H147L143 24ZM10 59H11V56H9V55L4 56L5 61H10ZM59 97H61V94H59L57 98L59 99ZM148 131L155 137L163 136V131H161V129L157 128V126H155V125H152V124L148 125Z\"/></svg>",
    "mask_w": 264,
    "mask_h": 264
}]
</instances>
